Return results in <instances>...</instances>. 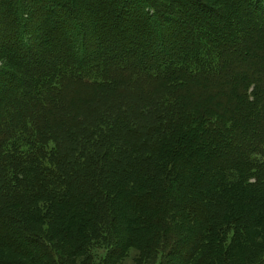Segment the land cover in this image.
Returning <instances> with one entry per match:
<instances>
[{
    "label": "trees",
    "instance_id": "trees-1",
    "mask_svg": "<svg viewBox=\"0 0 264 264\" xmlns=\"http://www.w3.org/2000/svg\"><path fill=\"white\" fill-rule=\"evenodd\" d=\"M193 1L170 13L171 0H124L116 19L97 18L118 34L112 55L70 29L67 3L91 13L101 0H0V37L16 40L0 42L16 74L0 69L2 263L59 264L53 248L68 242L77 264H108L125 245L136 264H170L175 250L180 264H264V0H248L259 17L225 21L232 38L194 22L177 58L165 25L197 19ZM128 30L138 40L124 51Z\"/></svg>",
    "mask_w": 264,
    "mask_h": 264
},
{
    "label": "rangeland",
    "instance_id": "rangeland-1",
    "mask_svg": "<svg viewBox=\"0 0 264 264\" xmlns=\"http://www.w3.org/2000/svg\"><path fill=\"white\" fill-rule=\"evenodd\" d=\"M63 1V0H62ZM70 1V0H69ZM88 1V0H86ZM95 0H92V2H94ZM103 5L99 8L95 5L92 6V12H87V10H85V6H86V3L85 5L81 4V5H78L77 6L74 4V3H67V5L70 7V9L72 10L73 8V11H74V14L77 15L76 16V22H74L75 24L74 25H71L70 26V29L72 30L73 27H75L76 23H77V26L78 24L80 26H82V28L85 30L84 33H86V37L89 39L91 45H94L95 43H98V47H97V50H98V53H106L108 52L109 54H112V55H116V52H118L117 50H115V47H118V46H115V44H113L111 41H110V37H116V32H113L115 31L113 28L111 27H106V28H103V30H99L98 27L96 25H94L95 23L98 22L97 18L99 20L101 19H108V17H111V18H117L118 15H120V10H121V5L123 4V1L124 0H111V3L108 4L109 0H101ZM135 1V0H133ZM167 1V0H166ZM202 2L200 3V5L203 7V9H209V12L212 11L210 13L209 16L206 15L205 11H203V9H199L198 7H195L196 8V11H197V16L198 18L196 19L195 16H191V23L188 21V18L189 16L188 15H185L187 17H183L182 14L178 15L179 13L175 14L176 16L174 17L176 23L173 24V25H168L166 24V28H171L172 32H176L178 36H175V39L174 38H171L170 41L173 45L176 46V50L171 52L174 53L173 56L175 55V57L177 56V58L180 57V51L179 49L183 47L185 41H189V40H192V42L194 43V41L197 39V36H199L200 34V31H202V28L200 27V29L198 31H195L193 30V35L190 34V32H192V28L196 25V26H199L201 25L202 26V23H206V22H212V23H216L220 26L219 30H221L222 33L224 32H230L228 33L227 35L229 37L232 38V36H236L235 34L237 33L235 28L232 27V26H228L227 28L223 25L225 23V21H229V20H232V19H235L237 17H243L242 15H246V16H251V18H254V17H259L256 13V11L254 10V6L253 4H250L248 2V0H201ZM66 2V0H65ZM236 2V3H235ZM134 3V2H133ZM132 3V4H133ZM194 1L192 2V0H186L184 1L183 0V5H181L179 2H174L171 0L170 2V6H169V12L172 13V11H178V12H185L186 10H188V6L193 4ZM132 4H129L128 3V7H129V12H134L135 11V7H137L136 5H132ZM134 7V8H133ZM2 8L3 7H0V12L2 11ZM202 10V11H201ZM7 11V10H6ZM127 15V14H125ZM172 16V14H171ZM174 16V15H173ZM129 18V17H127ZM2 18H0V23L3 22V20H1ZM6 19V18H5ZM249 19V18H248ZM11 20L12 18H7L6 20V23H11ZM107 21V20H106ZM126 22V21H124ZM194 22L196 23L194 25ZM38 23H40L38 21ZM199 24V25H198ZM76 26V27H77ZM191 26V27H190ZM250 26V24L246 25V28H248ZM149 27H151L152 29L156 30V24H151L149 23ZM203 27V26H202ZM40 30L41 27H39ZM11 30V29H10ZM150 29L148 28L147 31H149ZM253 30V28H252ZM1 31V30H0ZM12 31V30H11ZM254 31V30H253ZM196 32H199V34ZM6 32L4 31L3 32V36L2 38L0 37V42H3L4 46L7 47V43L10 42V40H14V39H11V37H9V39L7 41L9 42H4L3 38L6 36L5 34ZM124 34H130L129 36V39H127V41H125V45H123L124 47H121V49L125 51V46H130V42L133 41V38L135 40H138V36L136 33H133L132 31H127V32H124ZM226 35V34H224ZM1 36V35H0ZM137 36V37H136ZM14 37V36H13ZM144 37V41H146L147 39L145 38V36H142L141 35V39H143ZM174 37V36H173ZM140 39V40H141ZM142 43V41H140ZM16 41V40H14ZM13 41V42H14ZM56 41V39H54V36H52V38H49V42H51L49 45L53 44L54 42ZM232 41H230L231 43ZM12 44V43H11ZM149 44V43H148ZM166 43H164V46H165ZM1 45V44H0ZM90 45V44H89ZM154 45V43L152 44V46ZM12 51L15 52L16 56H17V53H20L21 54V48L20 50L18 49V46H17V43H15V45L12 47ZM166 47V46H165ZM236 47V45H230V48L231 49H234ZM237 47H239V44L237 43ZM241 47V46H240ZM51 49V48H50ZM54 49V48H53ZM51 49V50H53ZM153 50H156L153 48ZM157 51H154L152 52H145V55L148 57V58H162V56L164 55H161L160 53H156ZM167 52L169 53V51L167 50ZM120 53V52H119ZM41 53H36L35 55L33 54H24V60H25V65L26 64H29L28 62H35L34 59H41L42 57L40 56ZM21 60H23L22 58H20ZM39 65V64H38ZM0 69H2L3 72L5 73H8V74H11V76H13V78L15 79V73H14V65H10L8 63H6L5 61H2L0 60ZM6 78V76H5ZM18 81H16L17 83L19 82L20 79H16ZM6 86H8L6 88V90L8 91H14L16 90V83H5ZM255 108V107H254ZM250 109L248 110V119H249V122L250 123H254L259 117H257L256 115L258 114V111L256 109ZM29 222L33 223L34 221H31L29 220ZM118 229V232L120 230V228H117ZM44 232H45V229H44ZM122 241H124L125 239H121ZM54 242V241H53ZM158 242V241H157ZM58 243V242H56ZM55 244V243H53ZM60 244V243H59ZM54 249V252L57 254L55 255V257H53V259L57 260V263L59 264H77V261L78 260H81V258L83 259L84 256L82 255H78V254H74L71 250V246L68 242H61V245H57L55 244V247L53 248ZM176 251L175 250V255H172L170 254L172 257H170V264H180L181 263V257H180V254L179 255H176ZM262 252H264V249L262 250ZM99 253V256L102 257L104 255V250H101L98 252ZM141 257V252L138 250V249H135V247H128V245L124 246L123 250L117 254L116 256L114 257H111L110 260H109V263L108 264H136V259ZM9 258H12L8 251H0V259H3V260H8ZM1 262V260H0ZM2 263V262H1ZM4 264V263H2ZM140 264V263H138ZM145 264V263H143Z\"/></svg>",
    "mask_w": 264,
    "mask_h": 264
}]
</instances>
